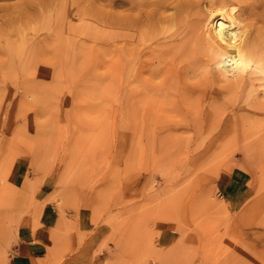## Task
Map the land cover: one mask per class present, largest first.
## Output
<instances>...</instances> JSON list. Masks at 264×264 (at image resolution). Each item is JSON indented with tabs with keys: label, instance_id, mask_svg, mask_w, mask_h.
I'll use <instances>...</instances> for the list:
<instances>
[{
	"label": "rangeland",
	"instance_id": "rangeland-1",
	"mask_svg": "<svg viewBox=\"0 0 264 264\" xmlns=\"http://www.w3.org/2000/svg\"><path fill=\"white\" fill-rule=\"evenodd\" d=\"M27 1L0 0V264H11L23 214L32 212L37 219L36 193L44 184L52 191L48 199L59 222L38 264H264L262 72L257 70L258 77L252 74L244 89L232 92L236 88L231 85L223 90L228 85L208 56L175 53L173 69L183 80L162 85L166 68L154 61L142 77L160 90L128 101L123 42L118 33L110 35L116 28L110 26L112 15L122 11L120 0L113 5L109 0ZM17 4L23 9L17 10ZM93 8L101 18L94 17ZM79 39L86 41L83 48ZM87 46L89 52L83 51ZM201 71L207 77L200 78ZM196 80L207 91L197 100L186 90ZM232 170L245 174L244 189L250 194L237 211L229 210L218 182ZM80 215L88 221L82 227ZM163 223L176 230L175 246L164 245L158 230Z\"/></svg>",
	"mask_w": 264,
	"mask_h": 264
},
{
	"label": "bare ground",
	"instance_id": "bare-ground-1",
	"mask_svg": "<svg viewBox=\"0 0 264 264\" xmlns=\"http://www.w3.org/2000/svg\"><path fill=\"white\" fill-rule=\"evenodd\" d=\"M28 1H27V3H28ZM109 1H110V3L112 5L115 4V2H116L115 0H109ZM109 1H108V3H109ZM70 2L73 3V1H70ZM119 2H120V6L122 7V9H121L122 11L119 14H118V12H116L117 13L116 15H112V19H111L112 21H110V26L113 27V28L116 27L117 29L115 28L114 30H112L110 32V35L111 36H115L118 33L119 36L122 39V40L121 39L120 40L123 42V46H121L122 48L120 47V49H122V52H123V54L121 53V55H123V57H122V69H123V77H122V79L123 80L122 81L124 82V89H125V93L124 94H125V97L127 98L128 101H132L133 98H137V97H139V98L144 97V99H145L146 97H149V96L153 95L154 93H157L158 90H160V89H158V85L156 83H153L154 81H152L148 77H147L148 80H150L152 83L150 82L149 85H146L147 84L146 83L147 80L146 81L143 80V77H142V75L144 74L143 71H145L147 69V72H148L149 66L152 65V63H154V61H155V63L157 62V65H161L160 68H162V70H163V67L166 68V71L164 72V74L162 73L160 75L162 77V80H161L162 81V85H164L167 82H169L171 84L173 81L170 80V79H174V82L171 85H173L175 83V79L177 81V79L180 77V74H179L178 71L176 72V70L173 69V66H175V63H174V60H173L174 59V56H175L174 55L175 53H176V55H178V54H180V55H184L185 54L186 55L187 54V56L189 58H192V57H195L196 58L198 55H199V57L200 56H203V55L208 56V61L209 62L212 61V62L215 63V65H216V67L218 69V72H219V74L222 77L221 79L224 80V81H226L225 83L228 85V86H224L223 87V90H226V89L229 90L230 89L229 88L230 85H231V87H234L233 90L236 88L232 92H236L237 89H239V90L240 89H244L245 88L244 86H245L246 81L248 79H251L252 80L251 76H252V74L255 75V72L257 70H260L262 72V75H263L262 77H264V0H120ZM18 6L22 8V6H20L19 4H17V7L16 6H12L10 8L16 7V9L19 10L20 8L18 9ZM45 6L47 7L46 4H45ZM93 9H95V8H93ZM95 10L97 11V13L92 12L93 15L95 14L94 17L95 16L97 17L99 15L102 17L101 14H98L99 13L98 9L96 8ZM95 10H93V11H95ZM69 11H70V9H69ZM73 12H76V10L75 11L73 10ZM45 13H46V11H45ZM47 13H49V11ZM96 14H98V15H96ZM80 15H81V18H82V13H80ZM60 16H59V18H60ZM114 16L116 17L115 19H114ZM91 17H92V15H91ZM78 18H79V16H78ZM9 19H11V18H9ZM56 19H58V17ZM99 19H98V22H99ZM38 20H40V19L38 18ZM101 20H100V22H101ZM102 21L104 22L105 20H102ZM47 22H48V19H47ZM259 22H262L263 24L260 26ZM58 23H59V21H58ZM60 26H63V25H60ZM96 26H98V24H96ZM24 31H25V29H24ZM60 33L62 34V31ZM18 34H19V32H18ZM64 34H62V35H64ZM19 36H21V35H19ZM23 36L25 37V39H27L25 35H23ZM9 37H11L10 34H9ZM56 37H58V36H56ZM59 39L60 38H56L55 40H58V42H61V41H59ZM75 39H77V38H75ZM15 41L16 40L14 39V42ZM27 41L28 40H26V42ZM46 41H47V39H46ZM48 41H49V39H48ZM64 41L65 40H63V42ZM74 41H76V40H74ZM78 41H80L79 44L77 43V45L79 46L81 44V42H83L84 40L79 39ZM5 42L7 43L8 41L6 40ZM58 42H56V44ZM63 42H61V43H63ZM85 42L86 41H84V43ZM114 42H116V41H114ZM114 42H112V44ZM61 43H59V44H61ZM88 43L89 42H87V45H88ZM8 44H9V42H8ZM17 44L18 43H16L15 46ZM43 44H45V41H44ZM116 44L117 43H115V45ZM10 45H8V46L10 47ZM31 45H34V44H31ZM92 45H93V43H92ZM99 45H101V44H99ZM118 45H120V44H118ZM19 46H20V43H19ZM29 46H30V44H29ZM38 46L39 45L37 44V47ZM81 46H82V44H81ZM84 46L85 45H83L82 48ZM109 46L110 47H113L111 45H109ZM97 47L98 46H96V49H97ZM39 48H40V46H39ZM61 48H62V45H61ZM82 48L79 47L80 50ZM85 48L83 49V51L84 50H87V51L89 50L88 46H87L88 49H85ZM102 48H103V46H102ZM107 48H108V46L105 49H107ZM4 49H5V47H4ZM35 49H37L38 51H40V53H42L41 51H43L42 49L40 50V49H38L36 47H35ZM54 49H56V48H54ZM76 49H77V46H76ZM109 49L111 50V48H109ZM118 49H119V47H118ZM15 50H18V48L17 49L15 48ZM19 50L17 52H19ZM23 50L21 52H23ZM97 50H99V47H98ZM99 51L101 52L102 49L100 48ZM103 51H104V49H103ZM12 52L14 53L15 51L13 50ZM88 52H86V54ZM91 52H93V51L91 50ZM113 52L115 53V51H113ZM13 53H12V55H13ZM72 53H74V52H72ZM19 54L17 53V55H19ZM37 54H38V52L35 55H37ZM43 54H40V55H43ZM8 55H9V53H8ZM31 56H32V54H31ZM44 56H46V54ZM44 56H42V57H44ZM112 56L113 55H111V57ZM1 57L2 56H0V58ZM15 58H17V57L15 56ZM119 58H121V57H119ZM202 58L204 59L205 57H202ZM202 58H200V59H202ZM57 59H59V58H57ZM57 59H56V61H57ZM110 59H113V57L110 58ZM1 60H0V62H3V59L2 58H1ZM35 60L37 61L38 58H36ZM35 60L33 59L32 61H35ZM9 61H10V59H9ZM17 61H18V59H17ZM36 61H35V63H36ZM56 61H54V62H56ZM185 61L186 60H182L181 61L182 62V65H184L183 63H185ZM11 62H12V60L9 63H11ZM20 62H21V60H20ZM28 62H26L27 63L26 67L28 66ZM38 62L40 63L42 61L39 60ZM44 62H46V61L44 60ZM54 62L52 60V63H54ZM60 62L61 61H59V63ZM209 62H208V64H209ZM111 63L112 62H110V65H112ZM187 63H188V61H187ZM6 64H8V63H6ZM179 64H181V63H179ZM8 65H11V64H8ZM21 65L24 66L23 63H21ZM179 66L180 65H178V67ZM181 67H179V68L182 69ZM150 69H152V68H150ZM202 69L204 70V67ZM25 70H27V69H25ZM210 70H211V68H210ZM213 70H216V69H213ZM25 72H27V71H25ZM201 72H202V74H200L199 77L202 76V75L204 77L206 75V72L205 73H204V71H201ZM145 73H146V71H145ZM260 73H259V75H260ZM9 74H11V73H9ZM209 74H211V73H209ZM212 74H213V72H212ZM207 75H208V73H207ZM220 75H219V77H220ZM183 76H184V71H183ZM255 76L258 77V75H255ZM255 76H253V78H255ZM205 77H207V76H205ZM233 77H235L234 80H233ZM214 78H215V76H214ZM214 78L212 77V79H214ZM228 78H230L231 80H229ZM179 79L180 80H183L181 78H179ZM202 80H204V79H202ZM202 80H201V82H202ZM217 80H215V81H217ZM185 81L187 82L186 78H185ZM209 81H213L214 82V80H209ZM24 82H26V80ZM201 82L199 83L196 80L195 83L197 85L196 84H195V86L190 85L191 87L186 86L185 83H184V85L187 87V89H186L187 92L188 91L190 92V96H194V98L196 97V100H197V98H204L205 95H206V93H207L206 89H203L201 87L202 86V85H200ZM160 83L161 82H159V84ZM180 83H183V81L182 82L180 81ZM189 83H191V82H189ZM204 83H205V80H204ZM208 83H210V82H208ZM217 83H219V82H216V84L215 83H212V84H215L217 86L218 85ZM202 84H203V82H202ZM256 84H258V83H256ZM222 85H223V83H222ZM205 86H206V84H205ZM163 87L164 86H162V88ZM168 87H169V85H168ZM176 87L174 88L175 90H176ZM219 87H221V86H219ZM225 87H226V89H225ZM217 89H220L222 91L221 88H217ZM172 90L173 89H171V91ZM175 90H173V91H175ZM161 91H163V90L161 89ZM176 91L174 92V94L177 95ZM211 91L212 90H210V92ZM225 92L227 93L228 91H225ZM161 93H163V92H161ZM168 93H170V92H168ZM228 94H230L231 97H232V93L231 92L228 93ZM162 95L164 97V94H162ZM230 95H228V96L230 97ZM161 96H160L159 99L162 100L163 97L161 98ZM169 96H171V95H168V97ZM208 96H209V94H208ZM244 96H247V95H244ZM184 97H186V96H184ZM233 97H235L234 96V93H233ZM258 97H259V95H258ZM169 98L171 99V97H169ZM169 98H167V96H166V99H169ZM181 98H183V97H181ZM211 98H213V97H211ZM208 99H210V96H209ZM232 99H231V101H233ZM236 100L237 99H235L233 102L235 103ZM141 101H139V104L142 103ZM198 102H200V101L198 100ZM212 102H213V100H212ZM137 103H138V101L136 102V105H137ZM229 103H230V101H229ZM197 104H196V107H197ZM142 105H143V103H142ZM153 105H155V104H153ZM193 105H194V103H193ZM208 105H210V101H209V104ZM226 105H229V104H226ZM151 106L148 107V108H151ZM171 106L173 107V105H171ZM193 107H195V106H193ZM247 107H248V104H247ZM232 108H234V106ZM137 109L141 110L140 109V106H138V108H136V110ZM154 109H156L155 106H154ZM151 110H153V109H148L146 111H151ZM146 111H144L145 114L147 113ZM186 111H188V113H189L190 110L188 109ZM211 111H213V110H211ZM221 111H222V109H221ZM213 112L216 114L215 110ZM138 113H140V112L138 111ZM191 113H194V110H191ZM217 113H219V111H217ZM222 113H224V112H222ZM148 114H146V115L147 116H150L151 115V114H149V115ZM240 114H238V112H237V115H240ZM243 114H245V113H243ZM210 115H211V113H210ZM216 115H217L216 116L217 118L219 116H221L220 113L219 114H216ZM195 116H194V118L191 116L192 117L191 119H194V122H196L195 121ZM213 116H214V114H213ZM213 116H212V119L214 118L215 120H217ZM241 116L243 117L244 115H241ZM246 116H244V117H246ZM143 119H145V118H143ZM147 119H148V117H147ZM234 119L236 121H238L237 118H234ZM137 121H140V120H137ZM164 122L167 123V120L166 121L164 120ZM211 122L212 121H210V123ZM191 124H193V123H191ZM219 125H220V123H219ZM152 126H153V124H152ZM200 126H202V125H200ZM151 129H152V127H151ZM213 129H212V131H213ZM136 130H138V128ZM138 131H140V130H138ZM147 131H149V130H147ZM151 133H152V131L150 130V138H151ZM238 134L241 135L240 133H238ZM146 135L144 134V136H146ZM152 137H153V135H152ZM238 137L241 138L240 136H238ZM262 137H260V138L262 139ZM157 140H158V138H157ZM146 141H148V140H146ZM163 141H164V139H163ZM257 142H260V140H257ZM255 143H256V141L253 142V144H255ZM261 143H262V141H261ZM163 144H165V143H163ZM248 144H250V143H248ZM263 144H264V142H263ZM263 144H261V145H263ZM257 145H259V143ZM246 146H244V147H246ZM253 146H255V145H253ZM244 153H246V152L244 151ZM262 155H264V154H262ZM244 158H245V156H244ZM246 159H249V158H246Z\"/></svg>",
	"mask_w": 264,
	"mask_h": 264
},
{
	"label": "crops",
	"instance_id": "crops-1",
	"mask_svg": "<svg viewBox=\"0 0 264 264\" xmlns=\"http://www.w3.org/2000/svg\"><path fill=\"white\" fill-rule=\"evenodd\" d=\"M218 182L224 190L225 199L231 205L229 210H239L241 207L238 204H243L250 196L249 192L244 189L247 184L245 174L239 170L225 172ZM38 189L36 198L40 205L35 211L37 219L34 218L32 212H26L20 218L16 229L15 252L10 256L11 264H38L43 261L42 259L46 256V247L51 244L50 239L55 234L53 228L59 220H57L58 211L53 208V204L48 199L52 191H50V188H46L45 184ZM78 222L82 227L81 224L88 221L80 215ZM169 225L163 223L158 229L166 247L175 246L178 239L176 230ZM86 230L89 229L86 228Z\"/></svg>",
	"mask_w": 264,
	"mask_h": 264
}]
</instances>
